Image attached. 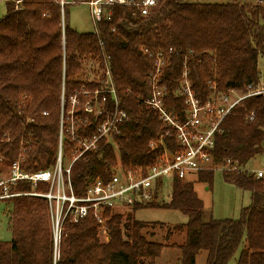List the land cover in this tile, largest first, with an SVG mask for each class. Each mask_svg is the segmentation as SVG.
I'll return each instance as SVG.
<instances>
[{
	"label": "trees",
	"instance_id": "1",
	"mask_svg": "<svg viewBox=\"0 0 264 264\" xmlns=\"http://www.w3.org/2000/svg\"><path fill=\"white\" fill-rule=\"evenodd\" d=\"M67 5L60 0H21L0 19V173L16 161L25 171L51 169L60 148L70 164L82 150L80 140L90 138L114 108L108 92L102 105L104 86L99 80L84 79V66L90 62L103 71L109 67L128 119L117 134L101 139L96 149L72 164L77 196L85 195L94 181L111 178L120 164L124 169L151 166L162 154V139L174 150V130L147 103L159 59L165 107L179 120L187 107L180 94L183 73H188L201 103L214 93L246 94L264 86V4L158 0L146 15L135 4L114 5L98 22L97 32L74 29ZM73 97L78 101L73 117L79 123L73 132L65 128L61 141V121L71 119ZM88 102L91 112L85 108ZM100 108H105L103 114H98ZM259 155H264V93L234 106L213 150V164L222 166L224 180L251 193L252 202L240 218L205 219L194 181L177 178L167 201L137 203L134 212L125 215L106 210L108 240L101 238L93 215L79 222L66 219L55 261L47 199L24 194L7 201L12 237L0 240V264H156L165 244L144 235L148 223L138 220L135 212L157 206L178 209L188 217L187 223L175 227L186 231L185 242L177 245L180 264H196L203 250L206 264H229L237 253L236 264H264V178L243 171ZM215 168L197 174L209 188ZM47 189L43 182L33 186L20 181L13 191Z\"/></svg>",
	"mask_w": 264,
	"mask_h": 264
},
{
	"label": "built area",
	"instance_id": "2",
	"mask_svg": "<svg viewBox=\"0 0 264 264\" xmlns=\"http://www.w3.org/2000/svg\"><path fill=\"white\" fill-rule=\"evenodd\" d=\"M21 0H17L19 3ZM90 6L91 15L96 23L105 14H110L109 8L114 5H137L141 13L146 15L150 9L156 6L158 0H86ZM264 4V0L258 1ZM62 6L65 0H60ZM163 65L162 59L157 63L156 73L151 79L152 95L147 103L159 114L160 119L175 132L174 150L169 148L165 140L160 141L162 154L155 163L147 168L124 169L121 164L115 169L111 178L98 179L91 183L85 195L77 196L74 192L71 180L72 164L86 151L96 149L98 141L112 134H117L121 125L128 119L127 113L120 108V99L113 84V78L109 67L103 72L106 78L103 84L102 105L108 100V92L113 99V111L105 115V118L96 125V130L90 138L80 140L82 150L77 153L70 164L65 165L60 148L56 164L51 169L36 172L25 171L18 161L14 162L8 170L0 173V201L24 195H38L47 199L54 226V258L60 256V246L63 225L66 219L79 222L81 219L93 215L103 233L104 239L108 240L107 223L104 212L125 215L134 212L137 203H150L158 200L162 189L171 185L174 179L187 180L193 173H199L214 169L213 150L215 148L216 136L221 132V124L231 110L248 96L264 93V86L252 89L244 94L238 90L228 93H214L205 103L195 96L188 73H183L184 80L180 88V94L185 97V118L179 120L173 113L168 112L165 107L164 89L160 86V70ZM235 98L232 99V97ZM72 109L69 112L71 119L68 123L61 121L62 132L65 128L72 132L79 123L74 119V108L78 104L77 98H72ZM91 103H86L87 112H91ZM98 114H103L105 108L97 109ZM87 121V119H86ZM85 121V122H86ZM78 122V123H77ZM156 145L151 142V146ZM243 171L253 173L256 178H264V169L250 170L246 167ZM20 181L30 182L33 186L43 182L49 186L45 192H16L13 189ZM162 183L161 186L159 183Z\"/></svg>",
	"mask_w": 264,
	"mask_h": 264
},
{
	"label": "rangeland",
	"instance_id": "3",
	"mask_svg": "<svg viewBox=\"0 0 264 264\" xmlns=\"http://www.w3.org/2000/svg\"><path fill=\"white\" fill-rule=\"evenodd\" d=\"M14 1V2H12ZM68 10V18L71 26L79 32H94L96 23L91 15L90 6L86 0H65ZM191 2L202 3H227L231 0H189ZM241 3H257L259 0H237ZM17 0H0V19L8 12L9 7L16 4ZM260 68L262 70V77L264 80V58L260 59ZM85 78L92 80L104 81L103 70L99 65L85 64L84 66ZM103 77V78H102ZM235 96L232 97V99ZM72 105V99H70ZM70 105L69 108H72ZM64 164L68 162L64 159ZM222 166H218L214 171V181L211 188L209 184L198 180L197 173H193L187 180L194 181L195 189L199 197L204 202L205 219L214 217L216 219H238L242 214V210L249 206L252 202L251 193L247 190L237 188L224 180ZM250 170L264 169V155L255 157L247 166ZM171 185H166L162 189L157 201H167L170 198ZM11 209V204L6 201H0V240H11L12 234L10 230L8 212ZM135 217L138 220L147 222L148 225L143 230L144 235L149 240L159 242H185L186 231L175 230L176 226H181L187 223L188 217L178 209L165 207H144L135 212ZM103 235V233H100ZM154 234V236H152ZM101 238L104 240V237ZM169 235V237H168ZM166 254L160 264H168L167 259L172 258ZM207 252L205 250L198 254L197 264H206ZM238 253L232 258L229 264H236Z\"/></svg>",
	"mask_w": 264,
	"mask_h": 264
},
{
	"label": "crops",
	"instance_id": "4",
	"mask_svg": "<svg viewBox=\"0 0 264 264\" xmlns=\"http://www.w3.org/2000/svg\"><path fill=\"white\" fill-rule=\"evenodd\" d=\"M154 236V235H153ZM165 244V247L162 251V254L160 255V257L157 259L156 264H160L164 258V256L168 253L172 255V258H168V264H180V256H181V250L177 245L183 244L182 243H178V242H162ZM175 245V246H173ZM171 255H169L171 257ZM198 258V256H197ZM197 264V261H196Z\"/></svg>",
	"mask_w": 264,
	"mask_h": 264
}]
</instances>
